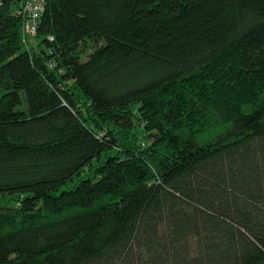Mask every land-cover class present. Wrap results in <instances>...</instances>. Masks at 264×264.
<instances>
[{
  "label": "trees",
  "instance_id": "trees-1",
  "mask_svg": "<svg viewBox=\"0 0 264 264\" xmlns=\"http://www.w3.org/2000/svg\"><path fill=\"white\" fill-rule=\"evenodd\" d=\"M0 0V264H264V0Z\"/></svg>",
  "mask_w": 264,
  "mask_h": 264
},
{
  "label": "built area",
  "instance_id": "built-area-1",
  "mask_svg": "<svg viewBox=\"0 0 264 264\" xmlns=\"http://www.w3.org/2000/svg\"><path fill=\"white\" fill-rule=\"evenodd\" d=\"M12 13L21 19V40L31 42L37 33L41 16L45 12L47 0H11Z\"/></svg>",
  "mask_w": 264,
  "mask_h": 264
},
{
  "label": "rangeland",
  "instance_id": "rangeland-1",
  "mask_svg": "<svg viewBox=\"0 0 264 264\" xmlns=\"http://www.w3.org/2000/svg\"><path fill=\"white\" fill-rule=\"evenodd\" d=\"M30 43H31L30 45L32 46L34 44V39Z\"/></svg>",
  "mask_w": 264,
  "mask_h": 264
}]
</instances>
